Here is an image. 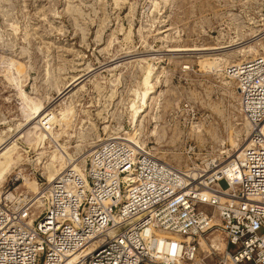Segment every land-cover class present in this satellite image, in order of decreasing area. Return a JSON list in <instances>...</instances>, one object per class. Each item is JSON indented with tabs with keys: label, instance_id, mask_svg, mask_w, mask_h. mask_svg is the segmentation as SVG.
<instances>
[{
	"label": "rangeland",
	"instance_id": "1",
	"mask_svg": "<svg viewBox=\"0 0 264 264\" xmlns=\"http://www.w3.org/2000/svg\"><path fill=\"white\" fill-rule=\"evenodd\" d=\"M255 57L264 0H0L2 180L36 191L55 150L77 174L110 139L189 176L224 165L247 136L228 68ZM46 114L59 122L43 141Z\"/></svg>",
	"mask_w": 264,
	"mask_h": 264
},
{
	"label": "built area",
	"instance_id": "2",
	"mask_svg": "<svg viewBox=\"0 0 264 264\" xmlns=\"http://www.w3.org/2000/svg\"><path fill=\"white\" fill-rule=\"evenodd\" d=\"M247 123L231 167L186 170L110 139L43 194L0 189V264H264V57L228 68ZM117 150L119 153L114 154ZM206 241L205 255L200 257Z\"/></svg>",
	"mask_w": 264,
	"mask_h": 264
},
{
	"label": "bare ground",
	"instance_id": "3",
	"mask_svg": "<svg viewBox=\"0 0 264 264\" xmlns=\"http://www.w3.org/2000/svg\"><path fill=\"white\" fill-rule=\"evenodd\" d=\"M252 47H250L249 46V48L246 50L247 52L249 51V50H252L251 49ZM188 50V52L189 51H202V50H205V49H181V50H179L178 49V52L179 51H187ZM239 52H244L245 50L244 49H240V50H238ZM253 52V51H252ZM253 53H256L255 51L253 52ZM150 71V70H149ZM149 73V72H148ZM152 73V72H151ZM150 74V73H149ZM148 76V75H147ZM147 76H145L146 78L144 79V84L145 85H148L147 84V79H149ZM147 100H148V97H147V99L145 100V102H143L142 103V107L140 108V109H138L135 113H134V118H135V124L133 125L134 126V128L137 126V121H138V117H139V114L137 115V113H142L143 112V108L144 107H146L147 106ZM131 120H133V117H132V119ZM37 121V120H36ZM39 124H41L40 126H42L43 125V128H46V130H48V131H46V133H42L41 132V137H42V139H43V141L45 140V139H47V134H49V130L51 129V128H53L52 126L54 125V123L55 122H59V120L58 119H56V118H54V116H50L49 117V115L48 114H46V115H41L39 118H38V121H37ZM46 124H48L47 126H45ZM57 125H59L58 123H56ZM61 124V123H60ZM133 124V123H132ZM247 124V123H246ZM42 128V127H41ZM43 130V129H42ZM135 130V129H134ZM133 130V131H134ZM34 131V130H33ZM63 132V131H62ZM132 134H134V133H132ZM50 136V135H49ZM53 137V136H52ZM52 137H50V138H52ZM56 137H57V135H56ZM55 137V138H56ZM133 136H131V137H129L130 139L132 138ZM49 138V137H48ZM58 139V138H57ZM124 139V138H123ZM130 139H124V140H130ZM133 139V138H132ZM133 141V140H132ZM131 142V141H130ZM57 147V146H56ZM1 151H0V187L2 186V184L4 183V181L6 180V178L4 179V180H2V176H1V172H2V169H4V168H6V166H5V163H4V161L2 160L3 159V155H4V151H5V149L4 148H2V149H0ZM241 150H242V148L239 150H237L238 152L233 156V159H231L229 162H227L226 164H224V165H220L221 163H219V162H216V163H214V166H215V168L219 171H221V170H224L225 168H227V167H231L232 165H233V161L234 160H236V158H238L239 156H240V154H241ZM62 151V150H61ZM54 152H56V150L54 151ZM54 152H53V156H54V160H60L61 162L60 163H51L50 165L51 166H53V167H55V168H48V167H44L45 168V170H46V173H47V182H48V184L50 185V184H52L53 182H55V180H57L63 173H64V171H66V163H65V161H63L62 160V157H59V156H55V154H54ZM91 153V152H90ZM90 153H89V155H90ZM58 154V153H57ZM88 155V156H89ZM61 156V155H60ZM4 157H6V156H4ZM7 158V157H6ZM75 168V166H73L72 167V169H74ZM72 169H69V170H72ZM20 170V169H19ZM15 175H16V178H21V176H20V174L19 173H14ZM49 174V175H48ZM8 177V176H7ZM22 179V178H21ZM34 182H35V184H36V191H23V192H21L23 195H26V196H29V195H36V196H38V195H40V194H43L44 193V191L39 187V185H38V183L36 182V180L34 179ZM4 195H6V197H9V196H11L12 194L11 193H3V192H1L0 191V199H2V197L4 196Z\"/></svg>",
	"mask_w": 264,
	"mask_h": 264
}]
</instances>
